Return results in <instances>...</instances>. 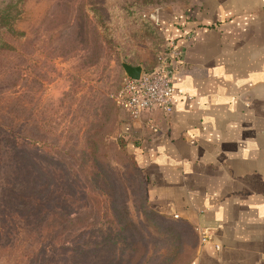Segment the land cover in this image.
<instances>
[{
	"label": "rangeland",
	"instance_id": "1",
	"mask_svg": "<svg viewBox=\"0 0 264 264\" xmlns=\"http://www.w3.org/2000/svg\"><path fill=\"white\" fill-rule=\"evenodd\" d=\"M192 3L23 0L24 35L0 28V264L192 263V230L171 217L175 231L158 227L133 154L118 146L116 99L124 56L149 69L166 52L157 11ZM114 199L142 232L136 252Z\"/></svg>",
	"mask_w": 264,
	"mask_h": 264
},
{
	"label": "crops",
	"instance_id": "2",
	"mask_svg": "<svg viewBox=\"0 0 264 264\" xmlns=\"http://www.w3.org/2000/svg\"><path fill=\"white\" fill-rule=\"evenodd\" d=\"M154 20L184 56L173 111L121 125L148 204L190 227L191 264H264V0H193Z\"/></svg>",
	"mask_w": 264,
	"mask_h": 264
},
{
	"label": "built area",
	"instance_id": "3",
	"mask_svg": "<svg viewBox=\"0 0 264 264\" xmlns=\"http://www.w3.org/2000/svg\"><path fill=\"white\" fill-rule=\"evenodd\" d=\"M183 56V50L174 40H169L166 52L160 57L159 65L155 70L142 71L139 80L125 79L116 99L130 118L138 119L145 112L157 108L167 113L173 111L175 70ZM204 240L206 238H203Z\"/></svg>",
	"mask_w": 264,
	"mask_h": 264
},
{
	"label": "trees",
	"instance_id": "4",
	"mask_svg": "<svg viewBox=\"0 0 264 264\" xmlns=\"http://www.w3.org/2000/svg\"><path fill=\"white\" fill-rule=\"evenodd\" d=\"M22 1L23 0H11L10 2L6 3L4 7H0V28L5 29L9 34H11L12 36H16V37L24 35L23 32L18 31L16 28V20L22 12L21 7H20ZM91 10L93 14L95 15L96 19L98 20V22L100 23V25L108 27V23L104 21V15H102V12L100 11V9L98 7L97 8L91 7ZM123 58L125 61H129L127 56H124ZM118 146L120 150L123 151L124 153L128 152V143H127V140H125L124 138V134H120V136L118 137ZM133 161H134V165L137 167L135 160ZM101 178L110 179L109 177H106L103 175L101 176ZM144 184H145V190H146L145 180H144ZM145 199L148 201L147 196L145 197ZM112 203H113L112 207L114 209V216L116 217V220L119 222L120 229L126 233L125 239L128 240V243L129 244L132 243L131 251L134 249V252H136V250L139 249V247L141 246L142 242L138 237H133V235L134 234L139 235L142 232L140 231L137 223H135L130 218L128 207L126 204H124L126 203V200H124L123 204L120 206L117 205V202L115 201V199L113 200ZM150 214L155 219L156 221L155 223L158 225L159 228L175 231L173 223L168 221L167 216L158 212L155 209ZM125 261L128 262V259H125Z\"/></svg>",
	"mask_w": 264,
	"mask_h": 264
},
{
	"label": "water",
	"instance_id": "5",
	"mask_svg": "<svg viewBox=\"0 0 264 264\" xmlns=\"http://www.w3.org/2000/svg\"><path fill=\"white\" fill-rule=\"evenodd\" d=\"M122 68L127 78L134 79V80H139L142 74V71H143L141 66L139 65L133 66L126 61L122 62Z\"/></svg>",
	"mask_w": 264,
	"mask_h": 264
}]
</instances>
